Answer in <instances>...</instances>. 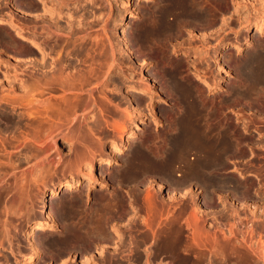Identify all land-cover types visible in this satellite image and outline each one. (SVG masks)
Wrapping results in <instances>:
<instances>
[{"label": "bare ground", "instance_id": "obj_1", "mask_svg": "<svg viewBox=\"0 0 264 264\" xmlns=\"http://www.w3.org/2000/svg\"><path fill=\"white\" fill-rule=\"evenodd\" d=\"M53 1L54 0H39V2L42 3V5H38V4L29 5V8L32 10V13L37 12L40 15V17L36 18L38 20L36 19L35 20L36 21L40 20L42 22L47 23L46 25L47 31L45 32L47 36L45 37L44 40L35 37L36 36L35 34L32 37L29 36L31 38V45L33 47L32 48L30 47L27 50L28 57L26 56L27 59H25L26 60L25 65H23L24 67L21 73H17L16 71H14L13 79H10V77H8V74L7 75L5 74V81L0 82V115H4L7 119L6 124L5 125L2 124V125H4L5 129H10V130H17V129H22L24 127H29L31 130H34L39 133H42L44 131L46 125H50L51 130L46 136L43 151L45 154H47V159H49L51 156L54 155L53 158L49 160L54 167L56 164L59 163H60L59 165L62 164L61 159L63 157L62 151L58 149V147H56L55 135L58 131L63 132V130H68V132L65 134L70 139V143L72 144L71 149L74 155L73 157L74 159L71 161L69 165V169L74 170V173L77 176V178L76 179L72 178L69 181H65L63 183L55 185V187L51 191L52 196L57 194V192L59 191H63L65 189L66 190L73 189L82 186V184L84 183L88 184L89 186L94 185L95 182L101 176L100 173L97 172V170L99 169L100 172L101 169L103 168L104 169L107 167L109 168V166H111L117 160L116 157L118 156L117 153L123 154L127 146L129 148H133L132 153H129L130 156H128L129 158L127 157L128 159H126V161L129 160L128 163L130 167L129 166L127 167H129V169L131 170V171L129 170V172H132V174L134 175H137L141 172V167H143L144 165V160L154 159L155 163L153 164L156 165L158 162L157 160H163L165 166L168 165L169 167L174 166V164L178 162H185L189 170V173L193 174L194 177H202L207 168L212 167L211 171H213L214 170L213 167L215 166L216 170H218L219 168L225 166V162H227L226 160H228V158H233L232 156L235 157L240 152L241 141L245 137H241V136L239 137L236 134V130L233 127L221 129V126L216 127L215 124H213L214 127L216 128V132H213L214 128L211 127L208 123L210 119L212 120L213 115H210L211 113L208 114L209 108L207 111V107L205 106L206 103H208L209 98L206 95H204L205 92L203 89H201V87L204 86L205 83L214 82V80L216 79L214 75L216 74L217 71L214 74V72L212 71L214 69H211L212 63L215 62L214 53L217 52L215 49H213V47L217 48V50L219 49V51L222 50L221 48L223 46L227 50H234V49L240 50V49H244L247 46V43L249 42L250 44H253L255 46L253 49L248 51L247 56L241 58L239 56L238 58L237 71L239 77L243 78L244 80L241 79L242 81L241 83L234 84L235 85L234 88L236 90V91L234 90V92L236 96L235 98L239 100L242 98L249 97L250 99H252V101L254 100L255 102L259 103L260 100L264 97V43L262 42V40H257V42L251 41V39H249L248 37L249 34L244 38V40L236 39V41H233L231 43L221 42L220 39L224 35L222 37H218V40H220L216 43L218 44V47H216V45L213 46L212 44L209 43L211 39L216 38L215 37L216 31L214 32V30L216 29L215 27L216 19L219 17L217 16L218 14L216 15V13L219 14L222 13L221 6L227 8L226 0H148V1H153L154 3H152L153 4L152 8L149 9L150 11L146 9L145 11H143V13L140 12V10H138L135 1H133L132 3V0H125L122 2V6L120 5L121 8L117 7L118 9L116 10L117 13L120 15L118 16L120 18L122 16L121 18L122 26L119 32L120 44H115L114 42L111 41L109 42L110 49L101 48L99 50L97 48L91 47L92 46L91 44H90L91 46L88 45L87 38L89 37H86V35L90 34V36H93V34L90 32L92 31V28L93 29L96 28L94 26L95 24L98 25L99 21L103 23L105 18L104 17L102 19L104 15L103 12L101 11V9L104 8L103 3L106 1L109 4V2L113 0H58V2L56 0H55L56 2ZM243 2H245V0H243ZM262 3H264V0ZM245 4H249V2ZM247 7L250 11L251 16L241 15L243 17H246V25L248 24L247 23L248 21L253 19L252 16L256 15L255 20L256 19L258 20L257 15L259 13V10L255 5H251L250 7L249 6ZM223 14H225V11ZM129 15L130 17L140 16V18L142 16V19L140 20L139 24L136 26L132 36L133 40L137 43L140 52H143L146 49L150 50L151 47L150 44H153V42L157 40V45H158L159 42L158 40L162 42L163 40L161 41V39L163 38L165 39L166 37V40H164L166 41V44L164 43V48H165L164 50L166 51L165 55L170 56L169 46L172 43L171 42L172 39L177 37H183L184 27L193 26L190 25V23L188 22L189 19L190 20L192 19V21H190L192 22V24L194 21V25L195 22H196V26L199 25L196 27V29L198 27L201 28L202 26V29L212 28L211 30L213 31H210L208 34L205 33L204 34L201 33L203 35L198 34L200 37L194 39L192 38L190 39V41L189 40L182 41L181 39H179L180 42L182 41L181 43H179V45L182 46L184 44H189L194 46L195 47L194 49H196V47L198 49L197 51L194 52L197 59L196 60L197 63L195 64L194 62L195 66L197 65L195 67L196 68L195 72L197 75L195 79H194V75H192L194 73L185 76L182 75L184 72L182 73L183 67L181 68L180 62L176 64H172L171 62L172 65L168 63L169 67L163 66L164 65L163 64L161 67V71L163 72L162 75L165 74L168 77V79L170 80L169 82H171L170 86L172 85L171 86L172 91L179 100V105L177 107L175 114L173 115L174 118L172 119L171 126H169L170 130L167 134V138L164 141L163 145L154 144L156 146L153 147L152 145L150 146L147 143H145V141L141 138L144 135V134H140L144 123L140 122L139 119L148 120L147 116L149 115L146 112V110H144V107L141 108V105L139 106L138 97L139 96L144 97L145 99L149 100L148 102L149 104L150 103L153 104L152 101H154V97L150 93H152L154 83H156L155 82L156 80L152 76H150L146 71L143 70L140 73L141 77L139 76L140 78L137 79V81L145 82V86L143 85L144 87H139L137 85H128L124 89L123 96H121L120 100L117 101L118 103L114 105L116 109L114 110L108 109L109 107L107 106V109L110 110L107 112H109V114L111 113L109 117L111 116L110 118L113 119L112 123L110 122L111 125L107 121L108 125L112 126V128H115L117 130V133L119 134L118 137L120 139H118L117 137L115 138V140L113 139L114 141L112 142L113 146L111 147V151L110 153L107 152L109 153V156L106 158H102L99 157V153H100V149L104 150L105 142L100 140L98 136L95 137H97L99 141L95 140L93 134L96 133V130H99V128L103 127L101 125L104 123H100L99 120L103 121L104 118L102 117L100 118V116L101 115L103 116L105 114L104 111L107 110L106 108L104 109L106 103L107 105L111 103V101L108 103V101L105 100L107 99V95L110 92V89L108 88L111 87L109 86L106 79L111 77L112 82L113 80L117 79L113 77L114 73L116 72V70L114 71L113 69H116L117 67L124 68V71L125 68L127 70L129 69V71L126 70L128 73L130 72L129 74H127L128 77L126 78V80L136 81L135 78L137 76L135 75L136 72H138L137 71L138 69L136 70V67L138 66L136 65L134 66V63L138 64V59L135 57L134 46L132 45L131 43L132 39L130 38L131 35L128 32V28H127L128 20L127 22L125 21V17L126 16L128 17ZM237 17L239 18V16ZM228 19H229L228 21L230 22V18ZM10 20L11 19H7L0 16L1 24L7 23L9 27L17 28L18 26L17 23L14 22L13 20L11 21ZM226 21L227 20L225 19V22ZM235 21L236 20H234V22ZM243 21L245 20L239 22L242 23ZM231 22L233 23V20H231ZM259 23L260 26L257 32L261 35L262 33H264V9H263V15L261 16V21ZM52 27L54 28V32H55L54 36H53L54 34L53 31H51ZM189 28L187 27V29ZM103 29L104 32L107 34L108 32L106 31L107 28L105 29L103 27ZM187 29L185 28V30ZM41 30L44 32V29ZM199 31L201 30L199 29ZM248 31L249 30H247V32ZM83 32H85L86 34L84 35ZM80 33L83 34V37L81 38L80 36L82 35ZM42 37L43 36H41L40 38ZM186 38L184 37L182 39H186ZM69 46H71V48L66 49V47ZM57 47L60 48L62 47L63 49L57 50ZM162 48L163 46L161 47V49ZM122 49L126 50V52L122 53L121 52ZM183 49H185V47ZM156 53L158 54V52ZM191 63L189 64L191 65ZM219 66L222 67L223 69V60L222 62L220 61ZM104 67H107V71L105 73L103 72ZM188 68L186 67V69ZM124 71L120 73L126 74L127 72ZM192 71L193 70H191V72ZM180 74L182 76H180ZM118 76L119 73L117 74V77ZM220 76L223 77L224 76L223 73ZM166 79L167 78H165V80ZM200 79H203L205 83L202 84V82H200ZM94 81L96 82L94 83ZM120 82H122V80ZM89 84L90 85L92 84L94 87L88 90L85 89V86ZM224 84H222L220 80H217L216 87H214L213 85V89L222 88L224 87ZM112 86L114 85L112 84ZM57 89L63 91V94L59 96L60 98H56L53 101L52 97L46 96L47 94H49L50 96L55 95L56 97H58V95L54 94L55 90ZM116 89L114 87L115 91ZM210 91H212V89ZM67 93H70L72 95L68 97L65 95ZM117 95L119 94H116V96ZM108 100H112V99L108 98ZM227 102L228 99L224 101V99L220 98L218 100L216 98V104L221 105L219 107L223 108L224 104ZM146 105L148 106V104ZM257 105L260 106L261 103ZM259 108L261 109V107ZM216 112L218 111L216 110ZM89 115L90 116L92 115L93 117L96 116L99 120H97L96 118V120L94 121L93 117H88ZM113 116L116 117L118 116L119 118H113ZM51 117H54V119L56 120L50 119ZM237 117H238L237 119H239V116ZM225 118L229 119V117H225ZM153 120L156 121L157 119L153 117L151 121ZM107 122H105V124ZM129 124H133V127H131V129L129 130V136L124 138V132L128 130ZM218 125L219 124H217V126ZM233 126L236 127V125ZM243 128L246 129L247 126H244ZM102 129L104 130V128ZM102 129L100 130L102 131ZM139 134L142 135L140 138L138 137ZM161 134L159 136H162ZM104 135L103 137H107V135L106 136ZM159 136L157 137L162 139V137ZM14 139L15 137L12 136L11 139L8 141V143L12 144ZM161 139H159L160 140L159 142H161ZM5 141L6 140L3 138L0 139V142L2 143H4ZM252 144H254L253 141ZM262 146L264 147V145H261V147ZM13 153H14V157H16L17 154L21 153V148L16 147V150H14ZM190 155L192 156L189 157ZM56 157H58V159L55 161ZM164 163H160L161 166ZM37 165H39V163H37L36 166ZM149 165L150 164H148L147 166ZM36 166L30 169L29 172L31 173V175L33 174L35 175L36 181H40L42 179V174L39 173L37 170H35ZM133 168H135L136 170H134ZM207 172L209 173V171ZM216 173L218 174V172ZM214 178H216V189L219 190L218 185H220L219 183L220 181H218V177H214ZM230 183H234L231 203L223 205L217 210L216 213V247L215 246L213 247L214 249L216 248V264H264V182L258 183L257 181L258 184L254 185L253 183L250 184V182L246 184L245 182L241 183L233 179L232 182ZM105 184H103V186H105ZM121 193L117 194L115 197H113V195H110L112 197L109 196L110 198L109 200H107L110 202V204L108 203L110 206L108 204L107 206L111 207L112 206L111 202L115 201L116 206L115 205L114 206L115 207L118 206L119 212L120 211L123 212L125 210V209L123 210L125 201ZM2 194H4V192H2ZM107 198L108 197L106 194L101 195V199L104 200L103 202H105V199ZM73 200H72L73 202L72 208H74L76 212V210L78 211V208L80 207L79 198H74ZM1 203H2V199L0 197V204ZM152 205H154V203L153 204L151 203V205L149 204L148 205L149 208H152L151 207ZM61 206H62V202H58L57 209H59ZM5 208L6 207L4 206L3 209ZM133 208L134 205H131V203H129L126 212H128L129 214V212H131ZM3 209H0L1 214L5 212L7 213V215L11 214L12 217L15 216V215L13 216V213H11L12 208H10V212L7 209H6L7 212L6 210ZM2 210L4 212H1ZM113 210L115 211V209ZM113 210L112 212H114ZM41 212H43L42 214H44L41 220L34 223V225L32 224L28 226L27 229L19 230L18 232H16L17 226L12 224L14 223L13 218L9 217L10 215H8V218L6 220L5 218L6 216L4 215V219H2L3 214L2 215L0 214L1 216L0 241L1 240L7 241L8 243L7 244L8 250H5V247L3 249V245H2L3 243L0 242L2 243L0 244L1 246L0 264H24L23 263L24 259L22 257L26 256L25 253L26 251H29L30 253L29 255H27L25 262H28L29 264L38 263V258L41 253L40 246H43L46 236L41 235L38 238L37 234L52 230V225L49 223V220L51 221L55 220V213L52 210L50 201L48 199L46 200V198L43 199L41 205ZM88 215L89 213L86 216ZM107 215L109 216L108 213ZM90 216L91 213L89 215V218ZM102 216L104 217V215ZM103 217L102 219L104 220L101 221V223L97 224L96 226V229L98 228L99 225L104 229L103 230L104 233L100 235V239L106 240L107 242L109 241V243H111L110 240L112 241L114 235L122 236L125 238L126 236L128 237L132 234L131 228L129 227L127 228L125 226H123L124 229L121 230L119 229L121 233H118V230H115V228L114 231H111L112 229L111 230L107 229L106 225L108 223V220L110 221V218L112 219L114 215L110 218L109 217L103 218ZM128 217L130 218V216ZM85 220L84 222L82 219V221L89 226L88 221L90 219L88 220L85 219ZM77 221H75L76 223L73 224L71 223V225L68 226L69 228H67L68 233L72 236L71 242H75V243L78 242L80 238L86 236L84 233H86L88 236L91 235L90 233L86 232L88 230H85L84 232L82 231L86 229L88 226L87 227L85 226L86 227L85 228L82 223L81 226ZM98 222H100V220ZM18 228H20V226ZM90 230H92V228ZM93 232L94 231H92L93 235L94 234L99 235L97 231H95L96 233ZM152 234L153 236L155 235V238L156 235H159L155 231H152ZM149 235L150 234H148V236ZM180 237H181V233H172V232L166 233L165 240L163 241L164 242L163 248H166L168 251H171V254L175 253L179 249L177 245V240ZM119 238L121 239V237ZM20 239H23L25 241L24 246H21L17 242H16L17 246L14 244V240L19 241ZM50 241L54 245L56 243H62L61 242L62 240H60L55 236H51ZM94 243H96V241ZM127 243H130L131 245V243L134 242L127 241L124 239V241L122 240L119 245L117 243L116 246H113L109 244L107 245L106 243V245L104 244V246L107 249L108 248L114 249V254L116 253L119 255L123 251H125L124 249L127 250L126 247L128 246ZM156 243L157 241H155V244ZM88 244L89 243L87 241L86 245ZM138 246L139 245L137 243L136 247ZM129 249L130 252H132L134 250V247L132 248L133 250L131 248ZM191 249L194 250L193 247H191Z\"/></svg>", "mask_w": 264, "mask_h": 264}, {"label": "rangeland", "instance_id": "obj_2", "mask_svg": "<svg viewBox=\"0 0 264 264\" xmlns=\"http://www.w3.org/2000/svg\"><path fill=\"white\" fill-rule=\"evenodd\" d=\"M56 1L58 2V0ZM56 1L54 0L53 2ZM123 1L125 0H113L110 1L111 3L108 1L109 4L106 1L104 3L102 1V3L104 4L103 6L105 8V9L103 8L104 11L103 9H101L103 14L105 15V16L103 15L102 19L104 17L105 18L104 21L101 20L103 21V23L99 21L100 24L99 23L98 25L95 24L94 27L96 28L94 29L92 28V31L90 32L93 34V36H90V34L86 35V37H89L87 38L88 40L87 43L89 46L92 45L91 47L97 48L99 50L101 48L110 49L109 42L111 41L114 42L115 44H120L119 32L122 26V22H121L122 16L120 18L119 17L120 15L117 13L116 10L118 8H121ZM133 1H135L138 10H140V12L142 13L146 9L147 10L151 9L153 5L152 3H154L153 1H148V0L146 1L132 0V3ZM230 1L232 0H226L227 8L221 6L222 8L221 14L216 13V15L218 14L217 16H219L216 19V26H215L216 29L214 28L215 29L214 32L216 31V35H215L216 38L211 39L209 43L212 44L213 46L216 45V47H218V44L216 43L220 40L222 43H231L233 41H236V39L244 40V38L248 34H249L248 37L249 39H251V41L257 42V40H262V42L264 43V33H262L261 36L257 32L260 26L259 22L261 21V16L263 15V9H264L263 6L264 3H262L263 0H245V2H243V0L242 1L233 0L232 2ZM247 1L249 2V4H245L248 3ZM38 2L39 0H0V16L7 19H11L14 22H16L18 25L16 28V27H9L7 23L4 24L0 23V82L5 81V74L6 75L8 74V77H10V79H13L14 71H16L17 73H21L24 67L23 65H25V61H26L25 59H27L28 57L27 50L30 47L31 48L33 47L31 45L30 37L34 36L35 34L36 35L35 37L44 40L45 37L47 36V34H45V32L47 31L46 30L47 23L42 22L40 20L36 21L38 20L36 18L40 17L39 13L37 12L32 13V10L29 8L30 4L42 5L41 2L39 3ZM251 5H255L259 10V13L257 15L258 20L257 19L255 20L256 15L252 16L253 19L248 21L247 22L248 24L246 25V17L243 16L244 15L251 16L250 11L247 7V6L250 7ZM234 8L237 10H235ZM232 10L235 12H233ZM224 11L225 14H223ZM237 16H239V18ZM228 18H230V22L231 20H233V23L232 22L230 23L228 21L229 20ZM141 19L142 16L141 18L140 16L130 17V15L128 17L127 16L125 17V21L127 22L128 20L127 28L129 34L131 35L130 38L132 39L131 43L134 46L135 57L138 59V64L134 63V66L135 65L138 66L136 67V70L138 69L137 70L138 72H136L135 75L137 76L135 78L136 81L126 80V78L128 77L127 74L130 73L127 72L129 71V69L127 70L125 68L124 71V68L122 67H117L118 69L115 67L116 69L113 70L114 71L116 70V72L114 73L113 77L117 79L113 80V82L111 77L106 79L109 86H111L112 88L111 87L108 88L110 89L111 94L109 92V94L107 95V99H105L108 101V103L110 101L111 103H109L110 105L109 104L107 105L106 103L104 109L105 108L107 109V106L109 107L108 109H113V110L116 109L114 105H116V103H118L117 101L120 100V97L123 96L124 89L128 85H137L139 87H144L145 82L137 81V79L141 77L140 73L143 70L146 71L150 76H152L156 80L155 81L156 83H154L153 86L154 90L152 89V93H150L154 97V101H152L153 104L151 103L149 104L148 99H145L144 97L141 96L138 97L139 106L141 105V108L144 107V110H146L149 116H147L148 120L139 119L140 122L144 123L140 133L144 135L142 136L139 134V136L138 135L137 136L139 138L142 136L141 138L145 141V143H147L150 146L152 145L154 147L156 145H163L164 141L166 140L167 134L170 130L169 126H171L172 119L174 118L173 115L175 114L177 107L179 105V100L172 91V87H171L172 85L170 86L171 83L169 82L170 80L165 74L162 75L163 74V72L161 71L162 65L164 64L163 66L169 67V64H171V62L172 64H176L180 62L181 68L182 67L184 68V69L182 68L183 70L182 73L183 72L184 73L181 74L185 76L194 73L192 75H194V79H195V77H197L195 72L196 71L195 67L197 66V65L195 66V64L197 63L196 61L197 59L194 52L197 51L198 49L197 47L196 49H194L195 47L189 44H184L186 46L184 45L181 46L179 45V43H181L182 41H188V40L190 41V39L192 38L194 39L200 37L199 35H203L204 33L208 34L210 31L213 30H211L212 28L210 29L206 28L207 30L204 28L202 29L201 26V28L198 27L201 30L199 31L198 28L196 29V27L199 25L196 26V24L195 25L190 24L193 26L184 27L183 37H177L178 40L177 38H174L171 41L172 43L170 42L171 43L169 46L170 56L165 55L166 51L164 50L165 49L164 43L166 44V41L164 40H166V37L165 39L164 38L161 39V41L163 40L164 42L163 41L160 42V40H158L159 42L157 45V40H156L153 42V44H150L151 46L150 50L146 49L143 52H140L137 43L133 40L132 36L136 26L139 24ZM225 19L228 22L227 21L225 22ZM234 20L236 21L234 22ZM242 20L245 21H243L242 23L239 22ZM103 27L105 29L107 28L106 29V31H108L107 34L104 32ZM187 27L188 28L190 27L189 31L185 30V28ZM41 29H44V32ZM247 30L249 31L247 32ZM51 31H53L54 33L53 36H54L55 32L53 27L51 28ZM80 34L82 36H80ZM80 34L79 36L81 38L83 37V34L85 35L86 33L83 32V34L82 33ZM41 36L43 37L40 38ZM184 37L185 38L187 37L188 39L187 38H186L187 40L182 39ZM218 37H222V38L221 39L219 38L220 40H218ZM179 39H181L182 41L180 42ZM175 40L177 41L178 44L176 43ZM178 45L181 47H179ZM187 45L191 48H189ZM162 46L163 48L161 49ZM254 46L255 45L250 44L248 42L247 46L244 49L227 50L223 46L221 48L222 49L221 51L213 47V49H215L217 52L214 50L216 52L214 53L215 62H213L214 64L212 63L211 69L214 70L216 69L215 71L212 70L214 74L217 71L215 75L213 74L216 79L214 80V82H208V83H205L203 79H200V82H202V84L205 83L204 86L201 87V89L204 90L205 92L204 95H206L209 98V101L208 103H206L205 106L207 107V111L209 108L208 114L211 113L210 115H213L212 120L210 119V121L208 122L209 125L214 128L213 132H216V128L214 127L213 124H215L216 127L221 126V129L233 127L236 130V134L239 137L242 135V131H243L240 127L241 125L247 126L246 128L247 134L253 133L255 129H262V128L264 129V126L263 127L259 126L260 124H264V97L259 102L261 103V105L258 106L257 104L259 103L255 102L254 100L252 101V99H250L249 97L242 98L240 100L235 98L236 96L234 92L235 90L234 84L241 83L242 82L241 79L244 80L243 78L239 77L237 71L238 58L239 56L240 58L247 56L248 51L253 49ZM184 47L185 49H183ZM70 48L71 46L66 47V49H70ZM59 49L61 50L63 48L57 47V50ZM121 52L125 53L126 50L122 49ZM156 52H158V54ZM165 57L168 60H166ZM222 60H223V69L222 67L219 66L220 61L222 62ZM191 62L193 63V65ZM182 63L187 68L189 67L188 68L189 70L186 69V67ZM189 63H191V65ZM121 70L127 73L126 74L120 73L123 72ZM191 70L193 71L191 72ZM106 71H107V67H104L103 72L105 73ZM118 73L119 76L117 77ZM222 73L224 75L223 77L220 76L222 75ZM181 74L180 76H182ZM164 77L167 79L165 80ZM121 80L122 82H120ZM217 80H220L222 84L225 83L224 87L219 89L216 88L213 89V85L214 87H216ZM95 82L96 81H94V83ZM112 84L114 86H112ZM231 85L233 88L231 87ZM93 87L94 86L92 84L91 85L89 84L85 86V89L88 90ZM114 87L115 89L117 88L116 91L114 90ZM211 89L212 91H210ZM54 94L58 95V97H56L55 95L50 96L49 94H47L46 96L52 97L54 101V99L60 98L59 96L63 94V91L57 89L55 90ZM116 94L119 95L116 96ZM65 95L69 97L72 94L67 93ZM108 98L112 100H108ZM216 98L218 100L220 98L224 99V101L228 99V102L225 103L226 105L224 104L222 108L219 107L221 106L220 104H216ZM146 104H148V106ZM152 106L154 110L152 109ZM259 107H261L262 110ZM108 109L105 111L103 110L105 112V114L103 115L104 117L102 115L101 116L99 115L100 118L101 117L104 118L103 121H100L96 116L95 117H93L92 115L88 116V117H93L94 121L97 118V120H99L100 123H104L101 125L103 126L102 128H104V130L102 128H99V130H96V133L94 132L95 134H93L95 140L99 141L98 140L99 138L100 140L105 142L104 150L100 149V153H99V157L102 158H106L109 156L111 147L113 146L112 142L115 140V138L117 137L118 139H120L118 137L119 134L117 133V130L115 128H112V126H110L113 119L110 118L111 116L109 117L111 113L109 114V112H107L110 111ZM216 110L218 112H216ZM3 116L4 115H0L1 118L0 120L4 121V122L0 121V139L3 138L6 141L4 143L0 142V190H1L0 195L2 194V192H4V194L6 193L5 194L6 197L4 194H2L3 198L2 195L0 196L2 199V203H1L2 205L0 204L2 208L0 207V209H3L5 206L6 208L3 210L7 209L10 212V208H12L11 213H13V216L14 215L15 216L12 217L11 214L8 215H10L9 217L13 218L14 223L12 224L17 226L16 232H18L19 230L27 229L28 226L32 224L34 225V223H36L37 221L43 218L44 214H42L43 212H41V205L43 199L45 198L46 200L48 199L50 201L52 210L55 213L56 221L49 220V223L52 225V230L37 234L38 238L41 235L46 236V238L43 243V246H40L41 253L38 258V263H33V264H216V248L215 249L213 248L214 246L216 247V213L220 207L231 203L232 192L234 188V183H232L233 187L231 188L228 187L226 189L224 188L217 190L216 178H214L216 177L217 174L216 172L222 173L221 176L222 175L232 176L233 179L237 182H241V183L245 182L246 184L250 182V184L253 183L254 185L258 184L256 182L257 179L253 177L249 172H247V169L243 168V169L230 170L231 168H233V165H237V167L238 166L245 167L246 164L241 162H228L227 164H225L224 167H221L218 170H216V167L214 166L213 167L214 170L212 169L213 171H211L212 167H210L206 169L202 177H194L193 174L189 173V170L185 162H178L175 163L176 165L174 164V166L169 167L168 165L165 166L163 160H157L158 162L156 161L157 164L155 165L153 164L155 163L154 159H146L144 160L143 167H141V172L137 174L138 175L137 176L132 174V172H129L130 170L129 169L130 165L128 163L129 160L126 161V159L129 158L128 157L130 156L129 153H132L133 148H129L127 146L123 154H119L116 152L118 154V156H116L117 160L111 166H109V168L108 167L105 169L103 168L101 169L100 172L99 169L97 170V172L100 173L101 175L100 178L101 177L102 178L101 179L99 178L94 185L89 186L88 184L84 183L82 184V186L73 189H67V190L65 189L63 191L57 192V194L52 196L51 191L55 187V185L63 183L65 181H69L72 178L73 179L77 178V176L74 173V170L69 169V165L71 161L74 159L73 158L74 155L71 149L72 144L70 143V139L65 134L68 132V130H63V132L58 131L55 135L56 147H58V149L62 151L63 157L61 159L62 164L61 165H59L60 163L56 164L54 167L53 164L49 161L51 158H53L54 155L51 156L49 159H47V154H45L43 151L46 136L51 130L50 125H46L42 133L31 130L29 127H24L22 129H17V130H10L4 128L7 119L5 116L4 119ZM224 116L229 117V119H226ZM236 116H239V119H237ZM153 117L157 119L156 121L153 120L154 122L151 121ZM113 118H119V117L113 116ZM50 119L56 120L54 119V117H51ZM107 121L109 123L111 122L110 125H108ZM105 122L107 123L105 124ZM217 124L219 125L217 126ZM233 125H236V127ZM131 127H133V124H129L128 130L124 132V138L129 136V130L131 129ZM100 129H102V131ZM155 134L157 136L161 134L162 136L159 137H162V139L158 138ZM103 135L104 136L107 135V137L108 136L109 137L108 138L103 137ZM12 136H14L15 139L13 140L12 144H9L8 141L11 139ZM95 136H98V138ZM159 139H161V142H159L160 141ZM16 147L21 148V153L17 154L18 156L16 155V157H14L13 152L14 150H16ZM106 149L108 150L110 149V150L108 151ZM261 152L264 153V150ZM191 156L192 155H190L189 157ZM247 156L248 154L246 155L243 154L239 157L235 156V159H242V158H246ZM57 159L58 157H56L55 161ZM37 163H39V165L36 166ZM160 163H164V164H162L161 166ZM148 164L150 165L147 166ZM34 166H36L35 170H37L39 173L42 174V179L40 181H36L35 175L34 174L31 175V173L29 172L30 169L34 168ZM133 169L136 170L135 168ZM106 171L107 172L109 171L108 174ZM207 171H209V173ZM241 171H243L244 173ZM240 172L242 174L239 175L238 173ZM103 184H105V186H103ZM104 193L108 197L107 199H105V202H103L104 200L101 199V195H105ZM119 193H121L125 201L123 206L124 207L123 210L125 209L124 210L125 212L124 211L119 212L118 206L115 207L116 202L113 201L115 203L111 202L112 203L111 205L113 206V209H115L116 211L115 212L112 209V206L109 207L110 202L107 201L109 200L110 197H112L110 195H113V197H115ZM72 198L73 199L79 198L80 207L78 208V211L76 210V212L75 209L72 208L73 207ZM150 200L152 204L154 203V205L151 206L152 208H149L148 206L149 204L151 205ZM58 202H62V206L59 209H57ZM129 203H131V205H134V208L128 214L126 210L128 208ZM107 204L109 206H107ZM101 207L103 208V210ZM111 209L114 212H112ZM3 210L1 212H4ZM88 213L89 215L91 213L90 218L89 215L86 216ZM107 213L109 214V216L107 215ZM2 214H3L2 219H4V215H5L6 216L5 218L7 220L8 218L7 213L4 212ZM112 214L114 215V217H112L113 216ZM130 214L131 215L133 214L132 215L133 218ZM102 215H104V217H109V218L112 217V219L110 218V221L108 220V223L106 225L107 229L109 230L112 229L111 231H114L115 228V230H118V233H121L120 230L124 229L123 226L127 228L129 227L132 230V234H131L132 236L131 235L128 237L126 236L124 238L122 236L114 235L112 241L110 240L111 243H109V241L107 242L106 240L100 239V235L104 233L103 231L104 229L100 225L96 229V226L97 224H100L101 221L104 220L102 219L103 217ZM116 215H119L120 217ZM128 216H130V218ZM82 219L83 221L85 219L87 220L90 219L89 220L90 223L88 221L89 226L84 223L86 220L83 222ZM99 220L100 222H98ZM75 221L79 222L81 226L82 224L84 227L88 226L87 228L85 227L86 229L82 228L84 229L82 231L84 232L85 230H88L89 232L88 231L86 232L91 234L90 236H88L86 233H84L86 236L80 238L79 239L80 241L78 240L79 243L71 242L72 236L68 233V229H67L69 228L68 226H70L71 223L72 224L76 223ZM19 226L20 228H18ZM91 228L92 230H90ZM92 231H94L93 233H96L95 231H97L99 235L97 234L93 235ZM152 231H155L160 236L156 235L155 238V235L153 236ZM167 231L172 233H181V237L177 240V245L179 249L178 251L172 254L171 251H168L166 248H163V244H164L163 241L165 240L166 233H168ZM148 234L150 235L148 236ZM51 236H55L59 238L60 240H62L61 241L62 243H56L55 245L52 244V242L50 241ZM119 237H121V239ZM97 238L99 239V242ZM124 239L127 241L134 242L131 243V245L130 243H127L128 246H126L127 250L129 248L132 249L134 247V250L132 249L133 250L132 252H130V249L128 251L124 249L125 251L121 253L122 255L121 254L118 255L116 253L114 254V249L112 248L107 249L104 246V244L106 245V243L107 245L109 244L113 246H116L117 243L119 245L122 240L124 241ZM87 241L90 244V246L89 244L86 245ZM95 241L96 243H94ZM155 241H157L156 244ZM0 242L3 243V244L0 243L3 245V249L5 247V250H8L7 241L1 240ZM16 242L21 246L25 245V241L23 239H20L19 241L14 240V244L17 246ZM137 243L139 245L138 247H136ZM191 247H193L194 250H192ZM25 253L26 256L22 257L24 259L23 263L29 264L28 262H25L26 261L25 259L30 252L26 251Z\"/></svg>", "mask_w": 264, "mask_h": 264}, {"label": "flooded vegetation", "instance_id": "obj_3", "mask_svg": "<svg viewBox=\"0 0 264 264\" xmlns=\"http://www.w3.org/2000/svg\"><path fill=\"white\" fill-rule=\"evenodd\" d=\"M190 21H192V19L188 20V22L190 24H192V22H190ZM193 24H194V21H193ZM195 24H196V22H195ZM187 30L189 31V29H187ZM259 126L263 127L264 124H260ZM240 127L242 130H245V131H242L241 137H245L246 139L243 138V140L241 141V145H240L241 150L236 156L239 157L243 154H245V155L248 154V156L246 158H242V159H235V157L232 156L233 158H228V160L229 159L230 160L229 161L226 160L227 162H225V164H227L228 162L244 163V164H246L245 167H243V166L237 167V165H233V168H231L230 170H236L237 168H239V169L245 168V169H247V172H249L253 177H255L257 179L258 183H260V182L263 183L264 182V153L261 151L264 150V147L263 146L261 147V145H264V129L263 128L262 129H255V131L253 133L247 134V130L243 128L244 125H241ZM259 134L262 136H260ZM255 136H257V137H255ZM240 139H242V138H240ZM252 141L254 142V144H252ZM221 174L222 173H218L216 176V177H218V181H220L219 182L220 185H218V188L223 189V187H224L226 189V188L231 187V186L233 187V184L230 183V182H232L233 177L232 176L229 177L226 175L221 176ZM238 174L240 175L242 173L240 172ZM225 177H226V179H225ZM227 178H228V181H227ZM221 185H223V186H221Z\"/></svg>", "mask_w": 264, "mask_h": 264}]
</instances>
